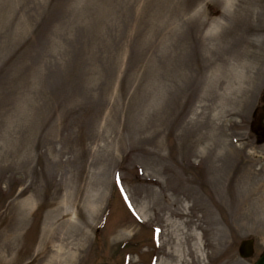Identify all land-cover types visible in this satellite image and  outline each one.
<instances>
[{"label": "rangeland", "instance_id": "obj_1", "mask_svg": "<svg viewBox=\"0 0 264 264\" xmlns=\"http://www.w3.org/2000/svg\"><path fill=\"white\" fill-rule=\"evenodd\" d=\"M225 1L0 0V264H255L264 0Z\"/></svg>", "mask_w": 264, "mask_h": 264}, {"label": "bare ground", "instance_id": "obj_2", "mask_svg": "<svg viewBox=\"0 0 264 264\" xmlns=\"http://www.w3.org/2000/svg\"><path fill=\"white\" fill-rule=\"evenodd\" d=\"M225 2H227L228 4L229 3H232L233 2V0H226ZM227 14H225V15H223V17H222V22H220L219 23V27L220 28H222L223 27V25H224V20H226V16ZM236 19H238V17L236 18ZM220 34L222 33V30L219 32ZM256 34H258L257 32H255V35ZM215 38H220L221 39V42H215V44H216V46H218L219 48L217 49V51H215V49H211L212 50V52H214V54H217V56H218V58H215V59H217V60H224V58L226 57L225 56V54H226V49L225 48H221V44H223V40H222V37H221V35H217ZM244 48L241 50V53L239 54V55H245L246 56V54H247V48L248 47H250L249 46V44L247 43V45H245V46H243ZM237 51H239L238 50V48L236 47V54H237ZM220 61V62H221ZM217 64V63H216ZM221 64V63H220ZM242 178V176H240L239 177V179H241ZM259 190V189H258ZM243 199V204H245V203H247L249 200H250V197L248 196V195H246V197H244V198H242ZM174 253L175 252H178L179 253V251H180V247L177 245V247L176 248H173V250H172ZM169 256L171 257V254L169 253ZM182 256V252H181V255H180V257ZM168 261V260H167ZM181 261V260H180ZM178 264H180V263H178Z\"/></svg>", "mask_w": 264, "mask_h": 264}, {"label": "flooded vegetation", "instance_id": "obj_3", "mask_svg": "<svg viewBox=\"0 0 264 264\" xmlns=\"http://www.w3.org/2000/svg\"><path fill=\"white\" fill-rule=\"evenodd\" d=\"M262 101L255 108L254 115L251 121V128L254 130V135L257 137L258 144H264V88Z\"/></svg>", "mask_w": 264, "mask_h": 264}, {"label": "water", "instance_id": "obj_4", "mask_svg": "<svg viewBox=\"0 0 264 264\" xmlns=\"http://www.w3.org/2000/svg\"><path fill=\"white\" fill-rule=\"evenodd\" d=\"M239 254L243 258L251 257L254 254V240L243 239L239 246ZM100 264H111V263H100ZM255 264H264V251L257 259Z\"/></svg>", "mask_w": 264, "mask_h": 264}]
</instances>
